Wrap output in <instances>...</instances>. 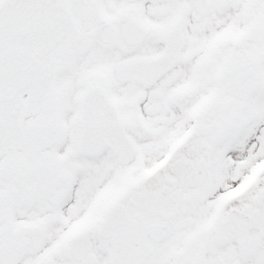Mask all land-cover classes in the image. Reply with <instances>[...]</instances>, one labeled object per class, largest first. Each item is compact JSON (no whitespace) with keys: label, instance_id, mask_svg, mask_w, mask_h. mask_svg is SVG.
I'll return each instance as SVG.
<instances>
[{"label":"snow or ice","instance_id":"obj_1","mask_svg":"<svg viewBox=\"0 0 264 264\" xmlns=\"http://www.w3.org/2000/svg\"><path fill=\"white\" fill-rule=\"evenodd\" d=\"M0 264H264V0H0Z\"/></svg>","mask_w":264,"mask_h":264}]
</instances>
